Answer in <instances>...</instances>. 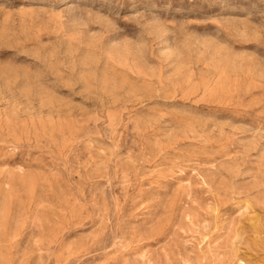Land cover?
<instances>
[{"label":"rangeland","instance_id":"obj_1","mask_svg":"<svg viewBox=\"0 0 264 264\" xmlns=\"http://www.w3.org/2000/svg\"><path fill=\"white\" fill-rule=\"evenodd\" d=\"M0 264H264V0H0Z\"/></svg>","mask_w":264,"mask_h":264}]
</instances>
